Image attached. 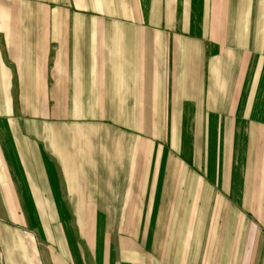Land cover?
Segmentation results:
<instances>
[{
    "label": "crops",
    "instance_id": "obj_1",
    "mask_svg": "<svg viewBox=\"0 0 264 264\" xmlns=\"http://www.w3.org/2000/svg\"><path fill=\"white\" fill-rule=\"evenodd\" d=\"M0 124L11 221H137L88 264H264V0H0Z\"/></svg>",
    "mask_w": 264,
    "mask_h": 264
},
{
    "label": "rangeland",
    "instance_id": "obj_2",
    "mask_svg": "<svg viewBox=\"0 0 264 264\" xmlns=\"http://www.w3.org/2000/svg\"><path fill=\"white\" fill-rule=\"evenodd\" d=\"M3 125L0 124V128ZM1 131V129H0ZM3 165L0 164V167ZM61 208L65 210V219H55L52 221L41 220L38 217L35 220L36 227H27L24 225H19L14 223L8 218L6 205L0 200V264H8L6 250L8 246L12 245V240L17 238V235L14 233L17 232L16 229L21 232V244L23 252L13 246L10 248L14 252V261L17 263V260H20L21 263L28 264V254L30 251L29 246L32 249H37L38 251V264H83L86 260L92 257L94 260V250L93 244L102 245V241L109 240L113 245H119V240L121 239V233L127 229L129 223V234L130 237L134 232L135 225L137 226L136 220H105V219H75L74 212L72 210V205L60 204ZM90 208L94 209V205H87ZM156 206V205H154ZM153 208L151 206V213ZM100 215V214H99ZM50 223H53V228L57 229L59 232L57 240L56 238H51L49 231L51 229ZM151 218L143 219L141 221V235L139 240L144 239L146 243L150 237L151 231ZM145 225V229H143ZM108 229V230H106ZM63 233V238L61 235ZM84 232L85 234L81 233ZM31 239V241H30ZM101 240V241H100ZM31 243V244H30ZM91 246V250L89 247ZM60 249L65 251V259L60 255ZM10 252V253H13ZM85 253V256H83ZM73 255L76 256L77 260L73 259Z\"/></svg>",
    "mask_w": 264,
    "mask_h": 264
}]
</instances>
